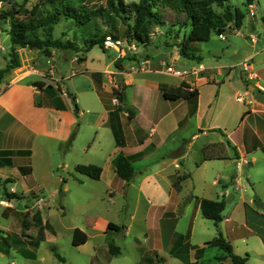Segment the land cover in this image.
Masks as SVG:
<instances>
[{"label":"crops","instance_id":"0c3cea01","mask_svg":"<svg viewBox=\"0 0 264 264\" xmlns=\"http://www.w3.org/2000/svg\"><path fill=\"white\" fill-rule=\"evenodd\" d=\"M252 9L248 10L249 15H245L241 26L224 32V39L218 36L224 44L214 45L205 51L208 55L206 57L202 54L182 56L177 45H172L166 46L165 51L157 50L147 57L136 58L130 55L131 51L123 44L120 52L113 48L117 54L107 64L88 65L86 55L81 61L75 60L81 65L79 70H75L66 65L70 57L74 60V56L67 53L51 51L48 56L41 49L16 46L18 64L9 68L0 79V159L11 160V164H0V195L2 192L12 204L11 207H0L1 214L18 215L21 209L12 201L21 200L23 195H36L43 178L41 173L37 175L38 169L50 170L48 175H51V153L57 152L59 145L66 140L69 142L76 130L77 117L82 112V108L78 106L80 94H84L85 98L88 95L91 99L90 105L99 111V127L103 129V133L97 131L95 138L99 145H104L100 151L104 160L103 164L90 162L103 165L99 179L106 177V183L112 188V193L116 188L122 187L124 182L130 184L136 181L141 187L149 188L152 185L153 189L160 185L159 177H167L173 181L182 166V162L177 159L184 157L190 144L200 138H203L198 145L202 156L196 168L201 169L202 184L207 183L208 177L205 176L211 166L210 162L214 161L221 162L218 167L222 171L229 161L241 163L243 168L253 165L256 171H261L260 178L255 180L264 184V30L258 28L255 18L250 15ZM225 33L231 34L228 40ZM198 45L197 42L191 45L190 53L199 50L202 52ZM186 58L192 59L189 66L186 65ZM116 59L119 61V68L114 65ZM242 62L249 64L257 76L255 79L247 80ZM8 63L9 59L5 66ZM166 64L173 65L177 70H188L189 73L178 76L167 71ZM119 72L122 73V82L116 79ZM79 77H84L85 81L82 79L77 82L76 78ZM34 81L42 82L43 86L40 88L34 85ZM183 81L190 85L189 89L197 90L194 98L168 99L163 96V91L182 88ZM119 85L124 88L125 103L134 110L131 118H128L127 112L116 109L112 90ZM70 92L75 96L77 110H74V103L70 102ZM109 95L111 104L108 102ZM239 95L243 98L241 101L237 100ZM190 104L192 110L188 113L185 107ZM140 107L145 109L144 115L141 116ZM191 117L195 118L196 132L186 144L187 134L182 132V129ZM119 127L122 144L118 146L113 129ZM211 148L215 151L209 152ZM161 149L164 151L159 153ZM204 152L209 158H203ZM119 153L130 160L135 170L129 180L120 178L114 171ZM147 159L150 160L145 162ZM171 164L175 172L164 173L166 165ZM184 174H187L184 180L191 177L190 173ZM229 175V180L235 188L243 187L237 178L231 177L230 172ZM18 180L21 181L22 188L20 195L11 185ZM220 181L221 173L217 171L210 184L214 186ZM252 184L257 186L255 181H252ZM221 185L224 193L228 194L226 183ZM254 190L258 193L257 189ZM6 192L17 193L19 197L8 198L5 196ZM173 195L171 192L162 195L155 193L157 204L152 206L153 225L148 226L147 230H154V240H157L159 232L162 241L153 246V251L158 256L161 248L169 256H181L184 251L188 257L185 264H206L201 261L206 241L195 244L192 242L193 227L190 226L188 235H185V243L188 245L186 249L177 242L182 239V234H177L170 227L163 228L164 215L167 214V209L171 208L170 204L176 201ZM199 198L213 199L207 194H202ZM36 199L41 201L39 197ZM242 199L243 203H246L244 198ZM156 207L162 209V212ZM193 215V219L198 215L202 216L197 198ZM251 216L259 217L257 221L264 223V209L255 210L249 207L239 220L227 217L226 220L231 225L230 232H224V228L220 226L221 233L232 244L233 251L239 255L240 251L237 249L240 246L237 243L245 239L241 246V251L245 253L249 247L246 242L248 237L253 234L257 236L259 243L255 246L264 264V233L259 226L258 230H255L249 225ZM21 231L22 228H19L12 235H2L0 243L11 242L15 234H19V238ZM105 232L106 241L109 243V240H112L111 230L106 229ZM24 233H28V229ZM48 237L49 232H45L44 240ZM12 244L10 243L9 247L17 249ZM9 247L5 245L1 251H7ZM196 247L203 249L196 251ZM94 251H97V248ZM162 258L163 264H166V259ZM249 258L247 255L245 264H248ZM228 261L231 262L230 258L226 257L223 262Z\"/></svg>","mask_w":264,"mask_h":264},{"label":"rangeland","instance_id":"374dc122","mask_svg":"<svg viewBox=\"0 0 264 264\" xmlns=\"http://www.w3.org/2000/svg\"><path fill=\"white\" fill-rule=\"evenodd\" d=\"M36 1L0 0V68L5 66L7 60L10 59L11 44L7 33L10 26L8 12L13 10L14 7L18 8L19 5L31 8ZM123 1L129 3L133 0ZM81 2L88 9H93L99 6L104 7L106 0H82ZM228 3L239 6L245 11L246 16L249 15L245 0H229ZM252 3L254 8L250 15L255 18L258 28L264 30V0H252ZM106 10L103 14L94 15L86 24L80 26L72 21L60 20L55 24L53 35L66 42L68 46L66 48H51V51L74 56V60L70 57L66 65L79 70L81 65L76 61H81L83 56H88V65L97 64L101 66L107 64L117 54V51L113 48L102 50L98 45L85 52V40L95 35L103 37V35L108 34V31L112 30L109 24L116 27V31L113 32L114 35L126 41L124 47L131 51V56L136 58L147 57L148 54L152 55L157 50H167L166 46L174 45L176 35L180 38L183 33H187L190 29L189 25L180 30H177V27H171L170 24L174 23L177 18L182 20L183 16H176L169 8L160 7L159 12L166 17L167 23L150 26L149 41L145 45L135 43V52H133L132 48L127 47V45L134 41L125 38L128 27L119 17L109 14ZM130 17L128 23L131 24L132 16ZM225 35L227 40L231 37L230 33H225ZM197 43L202 52L200 50L199 52L191 51L190 54H202L204 57L208 56L204 52L211 49L212 46L220 43L224 44L216 33H212L207 41ZM191 61V58H186V65L189 66ZM82 79L85 81L84 77L76 78L77 82ZM110 96L109 104H111ZM79 98L80 103L78 106L82 108V112H78L75 124L76 130L69 142L66 140L59 145L57 152L51 153V175H48L50 170H37V175L41 173L43 178L36 190V195L32 197L23 195L20 197L21 200L14 199L12 201L18 209H21L19 210L21 213H18V215L11 213H8L7 216L2 215L0 208V237L5 236V234L12 235L19 228H22L23 219L27 222V235L37 238L38 229L44 227L47 229L46 232H49V237L45 240L40 239L37 246L27 244V247L35 252L34 258L24 257L19 250L13 247H9L7 251L0 250V264H163L162 257L166 259V264H185L188 257L184 251L181 256H169L162 248L159 249V256L153 251V246L162 241L159 232L157 240H154L152 236L154 230L152 228L147 230L148 226L153 225L151 218L152 206L157 204L155 193L162 195L171 192L172 195L174 194L173 197L176 198V201L174 204H170L171 208L167 209L168 212L164 215L163 228L170 227L177 234H182V239L177 242L184 245V249L188 246L185 243L187 240L185 235L190 226V228L193 227L192 242L194 244L202 243L212 239L216 235L217 228L221 231L220 226L224 228V232L225 230L230 232L231 225L226 220L227 217L231 216L232 219L239 220L249 207L258 210L253 204L254 200L259 199L264 203V184L255 180L260 178L261 171H256V167H252L253 165L243 168L241 164L240 167H237L236 163L229 161L226 162L227 166L222 171L218 167L221 162H210L211 166L208 167L205 176L208 177L207 183L202 184V177H200L202 172L200 168H196V165L202 156L201 148L198 145L203 138L190 144L184 157L177 159L178 162H182V166L173 181H170L167 177H159L160 185L155 186L153 189L152 185H150V189L147 186L141 187L136 181L130 184L124 182L122 187L116 188L115 192L112 193V188L106 183V177L99 180L93 179L74 168L76 164L92 163L90 161L103 164L104 160L100 153L101 147L104 145H99L98 140L95 138L97 131L103 133V129L99 127V111L95 106L90 105L91 99L88 98V95L85 98L84 94H80ZM114 103L115 105L118 104L117 101H114ZM86 108L89 109L86 110ZM185 108L188 113L191 112L192 104ZM139 109L140 116L144 115V107ZM176 109L178 111V107ZM195 123V118L191 117L186 127L182 129V132L187 134L186 144L191 141V135L196 132ZM162 151L164 149H161L159 153ZM214 151L212 148L209 150V152ZM152 156L149 155V157ZM149 160L147 159L145 162ZM164 170V173L175 172L173 164L166 165ZM217 171L221 173V181L213 186L210 181L216 176ZM185 172L190 173L191 177L179 180V176ZM229 172L231 177L237 178L243 187L235 188L231 184ZM252 181H255L256 187L253 186ZM174 183L178 187L175 188ZM223 183H226L225 188H227L228 194L224 193L225 190L221 185ZM11 185L18 190L19 195L22 194L20 180L11 183ZM1 189L0 186V191ZM254 189H257L258 193ZM202 194L210 195L213 199L224 200V208L221 211L222 220L218 225H215L213 220L203 218L200 215L193 219L195 199L201 197ZM36 197L41 198V201ZM242 198L246 203H243ZM3 199L5 197L1 192L0 201ZM4 206L0 203V207ZM158 210L161 211L162 209ZM257 220H259V217L251 216L249 225L255 230H258L257 227L259 226L264 233V223ZM107 221L120 225L118 231L111 230L112 240L120 249L117 255H111L107 250V232H105ZM45 223L47 225L43 226ZM75 227L87 235V241L79 245L71 243L72 231ZM17 235L19 234L14 236L17 237ZM168 238L167 240H169ZM112 240H109V242ZM246 242L249 245L245 251L250 256L248 264H263L262 257L258 255L255 246L259 243L258 237L253 234L248 237ZM244 243L245 239L237 243L240 246L237 250L240 251L242 256L245 255L241 251V246ZM96 248L97 251H94ZM221 252L215 246H206L201 261L206 264H232L229 261L223 262L226 257H222L223 253Z\"/></svg>","mask_w":264,"mask_h":264},{"label":"trees","instance_id":"16d2710c","mask_svg":"<svg viewBox=\"0 0 264 264\" xmlns=\"http://www.w3.org/2000/svg\"><path fill=\"white\" fill-rule=\"evenodd\" d=\"M82 0H37L31 8L19 5L18 8L8 12L9 29L7 31L10 38V59L9 63L0 69V79L8 72L9 68L18 64L16 46L37 48L41 49L45 55L51 54V48H66L68 44L61 39L54 37L53 31L55 24L60 20H67L76 23L77 26L86 24L94 15L103 14L105 10L109 14L119 17L128 27L126 39L133 40L135 43L145 45L149 41V28L152 25H161L167 23L166 17L159 12V8H169L176 16L182 15V20L178 18L174 23L170 24L172 27H177V30L190 26L187 33H183L182 37L176 35L174 45H177L178 51L182 56L190 57V48L195 42L207 41L212 33L223 34L224 32L231 31L241 26L245 17V11L239 6H233L228 3L229 0H133L125 3L123 0H106L104 7H96L88 9ZM247 4L252 3V0H245ZM132 16V23H128ZM264 19V18H263ZM112 30L108 34L114 38H119L114 35L116 27L109 24ZM105 34V35H108ZM103 37L95 35L88 37L85 40V51L89 50L92 46L98 45L102 50ZM128 40V39H127ZM71 45V44H70ZM191 46V47H190ZM114 65L119 68V61L116 59ZM34 85L42 87L43 83L34 81ZM185 81L182 82V88L172 91H163V96L168 99L194 98L197 94L195 88L189 89ZM123 87L119 85L112 90L115 98L118 100L117 108L120 111L127 112L128 118L134 115V110L125 103ZM75 99L73 93L69 94ZM74 110H77L76 103L74 102ZM116 144L119 146L121 141V129H113ZM204 147L203 150H205ZM264 149V146L262 147ZM204 159L209 158L204 152ZM0 164H11L10 158L0 159ZM29 169L28 166H26ZM75 170L85 174L93 179H99L102 174V167L96 164H76ZM115 173L124 180H129L134 175V168L130 160L123 154L119 153L116 158ZM187 174L179 176V180L185 178ZM174 187H178L175 185ZM5 196L8 198L19 197L17 193L6 192ZM200 212L204 218L211 219L215 225L222 220V209L224 208L223 199H210L196 197ZM35 214L33 215V217ZM26 220L22 221V231L20 237H14L11 242L6 241L0 243V250L4 246L12 245L19 250L23 256L34 258L35 252L27 247V244L37 246L40 239H44L46 228H39L37 238L32 235H27L24 230L28 228ZM45 223L43 226H46ZM120 225L108 221L106 229L118 231ZM189 230L187 231L188 235ZM26 236V237H25ZM87 241V235L75 227L72 231L71 243L79 245ZM206 246H215L223 253L222 257H229L233 264H245L247 254L241 256L233 251L232 244L222 235L221 231L217 228L216 235L205 242ZM203 247H196V251L202 250ZM108 252L111 255H117L120 252L119 246L112 240L108 243ZM56 256L61 259L57 253ZM193 264H196L194 262Z\"/></svg>","mask_w":264,"mask_h":264},{"label":"built area","instance_id":"2783aa9c","mask_svg":"<svg viewBox=\"0 0 264 264\" xmlns=\"http://www.w3.org/2000/svg\"><path fill=\"white\" fill-rule=\"evenodd\" d=\"M248 8H249V10H251L253 8V4H249ZM218 36L221 39L225 38V36L223 34H219ZM125 43H126V41H123L120 38H114L110 34L105 35L104 40H103V46L105 48H116L119 52L121 51V46ZM129 46H130V48H132L133 52H135V46H136L135 42L131 43ZM241 65H242V69L244 71H246L247 80H253L257 77L256 74L254 73V71L250 68L248 63L242 62ZM165 68L167 71L172 72L178 76H185L189 73L188 70H177L171 64H166ZM242 99L243 98L241 95H239L237 97V100H239V101H241ZM114 101L118 102V100L115 97H114ZM240 166H241V163H238L237 167H240ZM0 203L4 204L7 207H10L12 205L11 202L7 198L1 200Z\"/></svg>","mask_w":264,"mask_h":264},{"label":"water","instance_id":"95a60500","mask_svg":"<svg viewBox=\"0 0 264 264\" xmlns=\"http://www.w3.org/2000/svg\"><path fill=\"white\" fill-rule=\"evenodd\" d=\"M116 79L119 81V82H122V73H117L116 74ZM70 102L71 103H74V99H73V97L72 96H70ZM61 194H62V192H61ZM253 204H254V206L256 207V208H264V203H262V201L261 200H259V199H256V200H254V202H253Z\"/></svg>","mask_w":264,"mask_h":264}]
</instances>
